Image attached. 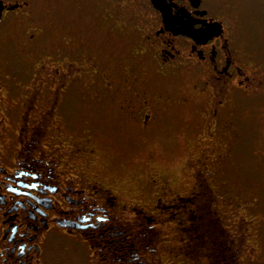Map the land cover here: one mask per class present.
<instances>
[{
	"label": "flooded vegetation",
	"instance_id": "obj_1",
	"mask_svg": "<svg viewBox=\"0 0 264 264\" xmlns=\"http://www.w3.org/2000/svg\"><path fill=\"white\" fill-rule=\"evenodd\" d=\"M228 8L218 0H0V264H48L49 242L63 239L75 252L85 246L90 264H135L148 255L145 228L159 231L154 214L171 209L172 219L182 203L195 206L177 220L182 247L202 244L216 219L237 264L256 260L263 220L254 201L226 190L222 166L235 152L234 110L264 98V60ZM188 106L201 118L192 190L180 194L156 174L150 208L128 201L105 170L101 126L90 118L103 112L146 135ZM203 195L214 216L196 210Z\"/></svg>",
	"mask_w": 264,
	"mask_h": 264
},
{
	"label": "rangeland",
	"instance_id": "obj_2",
	"mask_svg": "<svg viewBox=\"0 0 264 264\" xmlns=\"http://www.w3.org/2000/svg\"><path fill=\"white\" fill-rule=\"evenodd\" d=\"M218 1L225 3L229 7L230 15L242 22L241 29L253 56L264 60V0ZM78 21L77 17L76 22ZM198 112L194 111L192 106L178 108L174 115L164 117L163 121L146 135L118 121V117L103 112L93 114L90 120L101 126V137L106 145L102 163L111 181L126 193L128 201L139 202L145 209L146 205L150 208L154 201L149 180L150 176L155 178L156 174L166 176L180 194L187 195L186 193L192 190L195 185L194 163L201 152V138L197 137L198 133L193 130L200 125ZM230 120L238 129V134L236 142L234 141L233 159L229 164L222 166L223 183L226 190H232L244 201H254L255 212L263 220L261 229L256 233L260 240V250L254 255L256 260H246L241 264H264V98L242 101ZM230 141L233 144V140ZM205 192L202 191L204 195ZM204 195L203 202L208 203ZM209 195L211 197V193ZM198 201L195 203L199 207L202 202L201 199ZM182 205L178 215L172 219L166 218L167 215L172 216L168 211L171 209L164 215L154 214L152 223L160 231L157 234V264L158 261L159 264H207L210 259L206 252H199L194 245L182 247L184 239L181 229L177 228V220L183 219V210L189 211L190 207L195 209L191 203ZM210 208L215 209V202ZM225 209L228 213L229 210ZM144 225L147 226L145 223ZM230 237L227 233L226 238ZM65 240L49 242L46 251L48 264H90V256L85 246L75 252L71 240ZM228 243L224 257L233 260L232 264H237L229 240ZM185 249L189 250L186 254ZM244 257L245 252L241 253L239 259Z\"/></svg>",
	"mask_w": 264,
	"mask_h": 264
},
{
	"label": "trees",
	"instance_id": "obj_3",
	"mask_svg": "<svg viewBox=\"0 0 264 264\" xmlns=\"http://www.w3.org/2000/svg\"><path fill=\"white\" fill-rule=\"evenodd\" d=\"M198 210L201 212V215L203 218L208 217V215H209L208 212H210V214L213 216L215 215V209L214 210L211 209L209 207L208 203H205V202H202V204L198 207ZM214 222L216 223V219L214 220ZM214 222H213L211 228L210 227L207 228L208 225H206L205 228H203L202 238H204V239L202 241V244H199L198 246L197 245L196 246H197L199 251L201 250L203 252H206V254H208L209 257H211L212 255H215V258H218L220 261L218 264H227V263L232 264L233 260H228V258L224 257L225 250H227L226 245H225L224 241H221V242L219 241V238H218L219 234L216 231V228L214 226L216 224H214ZM146 228H145V231L143 232L144 233V235L142 237L143 241H141L142 244L143 243L144 244L142 245L141 243L137 242V245L133 244V246L130 249L133 251V252H131V257H132V256H134L135 253L138 252V251L136 252L134 250L138 249L142 245L143 246L142 249H145L144 251H146V253L148 255H146V257L144 256L142 259L134 260V262H136L135 264H157V262H154L152 259L156 258L157 251H158V243H157L158 232L152 230V228H150V229H149V227H146ZM198 242H200V240ZM191 246H193V245L191 242H189V243H186L183 246V248H187V247H191ZM220 250H221V252H220ZM188 252H189V250H186L184 253L186 254ZM130 264H134V263H130Z\"/></svg>",
	"mask_w": 264,
	"mask_h": 264
}]
</instances>
